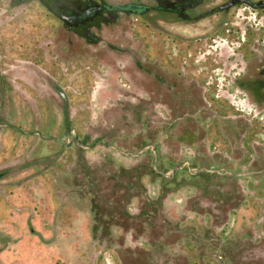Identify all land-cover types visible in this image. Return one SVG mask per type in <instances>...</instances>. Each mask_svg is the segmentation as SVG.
Returning <instances> with one entry per match:
<instances>
[{
	"label": "rangeland",
	"instance_id": "obj_1",
	"mask_svg": "<svg viewBox=\"0 0 264 264\" xmlns=\"http://www.w3.org/2000/svg\"><path fill=\"white\" fill-rule=\"evenodd\" d=\"M222 1L131 14L147 73L0 0V264H264V12Z\"/></svg>",
	"mask_w": 264,
	"mask_h": 264
},
{
	"label": "trees",
	"instance_id": "obj_2",
	"mask_svg": "<svg viewBox=\"0 0 264 264\" xmlns=\"http://www.w3.org/2000/svg\"><path fill=\"white\" fill-rule=\"evenodd\" d=\"M46 4H51L53 0H42ZM155 7L141 2H127L118 5L100 3V7L90 10V16L85 21L84 26H80L76 34H67V41L73 46L78 39L92 44L104 43L105 49L115 54H129L135 67L139 70L150 73L149 67L139 58L137 52L130 47L129 39L125 36V28L129 25L131 14H143L149 9L168 10L173 0H156ZM75 36L76 38H74ZM263 53L256 57L253 76L244 79L242 88L246 89L256 103L264 102V44Z\"/></svg>",
	"mask_w": 264,
	"mask_h": 264
},
{
	"label": "flooded vegetation",
	"instance_id": "obj_3",
	"mask_svg": "<svg viewBox=\"0 0 264 264\" xmlns=\"http://www.w3.org/2000/svg\"><path fill=\"white\" fill-rule=\"evenodd\" d=\"M204 0H173L170 3V8L167 11H170L181 18H188V10L194 9L199 6ZM229 0L222 1L219 5L227 2ZM238 0H234V4L230 7L220 10L217 5V9L220 11L227 12L233 6L239 4ZM262 1L264 0H255ZM51 11H57V17L62 22V31L67 34H76L79 31L80 26H84L85 21L89 18L90 10H94L96 7H100V3L94 0H53L51 4H46L43 2ZM212 10V9H210ZM264 12V7L260 8ZM262 24L264 26V14L261 16ZM264 44V42H263ZM262 44V46H263ZM259 53H263V47ZM49 94V92L46 90Z\"/></svg>",
	"mask_w": 264,
	"mask_h": 264
},
{
	"label": "water",
	"instance_id": "obj_4",
	"mask_svg": "<svg viewBox=\"0 0 264 264\" xmlns=\"http://www.w3.org/2000/svg\"><path fill=\"white\" fill-rule=\"evenodd\" d=\"M239 4H246L248 6H250L251 8L254 9H260L262 7H264V2L262 1H255V0H238L237 1ZM235 2L234 0H229L221 5L218 6V8L220 10L226 9L228 7H230L231 5H233Z\"/></svg>",
	"mask_w": 264,
	"mask_h": 264
}]
</instances>
